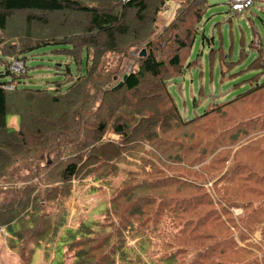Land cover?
Returning a JSON list of instances; mask_svg holds the SVG:
<instances>
[{
    "label": "trees",
    "instance_id": "1",
    "mask_svg": "<svg viewBox=\"0 0 264 264\" xmlns=\"http://www.w3.org/2000/svg\"><path fill=\"white\" fill-rule=\"evenodd\" d=\"M205 1L0 0V227L23 263L41 244L51 264L264 261L252 239L259 225L264 239V79L190 119L170 89L191 66ZM141 43L126 72L128 48ZM47 46H62L51 51L77 72L66 64L65 82L22 85L12 62ZM254 47L256 78L264 52ZM122 173L102 221L63 228L74 182L110 185Z\"/></svg>",
    "mask_w": 264,
    "mask_h": 264
},
{
    "label": "rangeland",
    "instance_id": "2",
    "mask_svg": "<svg viewBox=\"0 0 264 264\" xmlns=\"http://www.w3.org/2000/svg\"><path fill=\"white\" fill-rule=\"evenodd\" d=\"M175 6V3L168 2L163 15L169 17ZM18 19L15 16L9 22V27L20 26ZM263 24L264 0H254V5L244 11L232 10L228 0L205 1L198 34L186 58V64L190 62L191 66L185 68L181 75L175 77L170 86L171 93L183 117L190 119L194 114H201L209 103L232 99L264 79V75L255 78V74L259 71L249 68L251 62L259 54L254 47L258 42L260 50L264 52ZM10 28L8 30H11ZM142 46L143 43L134 44L128 48L124 60L125 69L130 61L133 67L130 53L139 49L141 51ZM164 46V42L161 41L159 47L165 48ZM61 47L47 46L29 54L24 70L21 71V74L25 75L20 77L22 85L47 87L53 85L55 80L65 82L66 64H68L71 73L75 74L76 67L68 57L51 51L52 48ZM226 62L232 63L231 66H226ZM53 65H56L57 68ZM6 123L8 127L16 128L17 116H7ZM106 137L116 138L111 133ZM135 162L139 163V161ZM122 166L124 167V165ZM129 168L139 169L138 166H129ZM124 177V173L118 174L112 179L110 185L101 184L98 181L93 182L90 176L81 182H74L71 194L64 200L67 211L63 228L75 229L84 222L102 221L105 207H109L111 194ZM231 211L234 215H238L241 213V207H233ZM261 232V225H259L252 235L253 241L260 244V249H254L259 258L264 255V239ZM137 240V237L133 239L127 237V245L136 249L135 242ZM10 245L11 242L6 231L0 227V264H25L21 259L20 252L11 248ZM31 247L32 245L28 246L29 249ZM47 247V244H41L40 248H35L28 264H51L55 256L53 249L47 252ZM60 258L61 256L58 259ZM261 259L260 264H264ZM69 263L70 261L67 259L64 261V264Z\"/></svg>",
    "mask_w": 264,
    "mask_h": 264
},
{
    "label": "built area",
    "instance_id": "3",
    "mask_svg": "<svg viewBox=\"0 0 264 264\" xmlns=\"http://www.w3.org/2000/svg\"><path fill=\"white\" fill-rule=\"evenodd\" d=\"M229 1V6L232 10L234 11H244L246 9H249L251 6L254 5V0H228ZM140 49L137 51H132L130 53V60H132L134 57H136L137 55H139ZM10 68L15 71V72H21L24 70V66L23 63L21 61H14L12 62ZM132 68V64L130 61V64L127 66V68L125 69L126 72L130 71ZM6 88H12L13 85L9 84L4 86Z\"/></svg>",
    "mask_w": 264,
    "mask_h": 264
},
{
    "label": "water",
    "instance_id": "4",
    "mask_svg": "<svg viewBox=\"0 0 264 264\" xmlns=\"http://www.w3.org/2000/svg\"><path fill=\"white\" fill-rule=\"evenodd\" d=\"M144 55H145V50L141 49V51L139 52V56H144ZM126 77H127V73H125L122 76V79L119 82H117V84L114 86V88L121 86L122 82L126 79Z\"/></svg>",
    "mask_w": 264,
    "mask_h": 264
}]
</instances>
